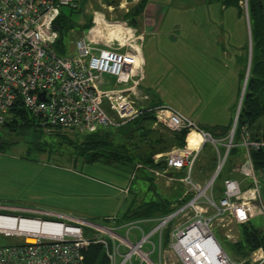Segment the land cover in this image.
Instances as JSON below:
<instances>
[{"label": "built area", "instance_id": "1", "mask_svg": "<svg viewBox=\"0 0 264 264\" xmlns=\"http://www.w3.org/2000/svg\"><path fill=\"white\" fill-rule=\"evenodd\" d=\"M81 1L0 0V127L17 104L33 117L37 129L51 137L118 128L145 111L151 112L153 127L171 133L186 132L185 146L173 147L166 154L163 175L141 164L135 166V172L147 171L156 179L166 178L170 185L181 183L193 195L171 214L144 220L146 224L154 222L146 233L136 226L142 221L115 227L49 210L0 204V236L13 239L0 246V264H83V254L91 245L103 248L108 264H163V232L169 227V240L162 248L181 264H188L191 250L201 256L203 264H237L220 248L212 230L225 218L235 225L247 224L255 210L263 208L251 154L264 150V131L253 139L242 127L238 144H234L237 122L226 137L214 139L171 107H150L149 96L140 90L141 38L125 22H109L95 13L92 27L72 42L74 52L58 54L55 22L64 7L75 11ZM127 6L120 2V8ZM107 10L114 11L112 7ZM97 17L103 26L120 27L126 32L118 38L113 37L115 34L109 39L92 37ZM136 70L140 72L137 78ZM193 134L200 143L189 149L188 138ZM206 144L215 148L217 163L205 189L198 190L192 181V169ZM237 145L243 149L242 163L233 172L243 177L242 182L249 181V186L242 188V182L226 177L220 196L215 193L214 197L215 181L223 172L229 151ZM123 192L127 194L128 189ZM122 229L125 235H120ZM126 230L137 231L138 238L130 240ZM195 232L198 236L190 239ZM155 237L157 244L152 243ZM238 264H264V249H257Z\"/></svg>", "mask_w": 264, "mask_h": 264}, {"label": "rangeland", "instance_id": "2", "mask_svg": "<svg viewBox=\"0 0 264 264\" xmlns=\"http://www.w3.org/2000/svg\"><path fill=\"white\" fill-rule=\"evenodd\" d=\"M112 1L115 0H111V2ZM152 1L155 3L157 2V10H159L157 17L158 25L156 28L158 35L155 38L156 44L154 43L156 47L155 54H152V58L155 60L153 69L152 67L150 68V64L148 67L146 66L145 69L146 80L143 83V87H146L145 89L148 90L146 92L147 95L154 103L173 107L183 112L184 115H193L209 121H214L216 117L220 118L222 114L221 110L225 105L222 101L231 98L233 88L230 86L216 87L211 85L210 83L212 81L209 77L207 78L209 82L207 85L201 84L203 78L207 75V71L204 70V67L200 69L203 55L198 56L201 48L199 44L194 41L189 42L190 45L187 46H183L181 43L175 46V53H181L183 57L184 55H188L189 52L190 56H193V59H197V63H193V65H185L181 62L180 66L179 60L177 59L178 56L174 59V55H170L166 45V39L173 26L170 21V15H176V19H180L176 13L178 6L171 2V0ZM122 2H126L128 6L120 8V0H116V4L105 2L104 0H84L79 10L77 9L74 11L69 7H64L62 9V15L65 19L69 20L72 29L64 35L60 47H63L66 53H73L74 46L72 42L83 37V30L89 25L90 20L92 23V17L95 13H97V16L106 15V20H108V18H113V21H121V19L131 11L130 8L131 5H134V0H123ZM109 3L111 6H109ZM247 5L248 0L239 2L242 15L246 20L249 30L246 33V53L243 49L244 60L245 58L247 60V62L245 61L246 70L243 81L241 82L240 79L239 93L237 98L235 97L232 106H236L235 113L233 114L234 118L242 91L244 95L246 87V83L244 87V81L246 79L247 82L251 64L252 38L251 34H249L250 23ZM108 7H113V9L117 7L118 9L109 12L107 10ZM126 11L128 13H126ZM166 14H168V17L163 23ZM227 29L230 31L231 28L227 27ZM124 32L126 31L123 30V33ZM231 33L233 35L231 34L230 40L225 36V38L223 37L224 41L222 39L220 41L225 49L231 46L233 47L232 50L235 51L238 49L236 42L239 39L240 32H235L231 29ZM192 34L196 33L192 31ZM118 35L122 37V34ZM113 37L118 38L117 36ZM241 46L242 43H240V47ZM249 57L250 64L247 74ZM216 59L218 65H224V61H222L221 58L219 59V57H217ZM211 73L212 72H209L208 74ZM235 74L237 75V72H234V75ZM214 75L215 79L213 80L215 81L217 79L215 72ZM235 91L236 88H234V95ZM106 112L109 113L107 110ZM160 130L168 135L173 134L166 128H161ZM114 131L115 128L110 129V132L113 133ZM82 135L83 134L78 133H67L63 137L70 141L77 142L76 144L78 145L83 138ZM221 148V145H219L220 151L222 150ZM129 149L131 153L133 152L135 155L141 154V152H137V150L132 151V147H129ZM170 150L171 149L163 153L154 154L152 157L153 168L158 170L161 175L166 172L164 171L163 165L165 156ZM75 152V149L65 144L62 138L44 135L39 129L11 133L0 127V204L49 210L102 224V219H112L118 215H122L126 207L132 204V201L134 204H138L139 199L137 195L140 194V199L142 198L145 202H148L151 199H155V195L160 194L159 188L156 185V192H153L154 190L151 188V183L149 181L151 175L147 171L135 172L134 167L139 164L137 161L129 166L110 165L102 162L89 164L83 163L80 158H76ZM242 154V147L237 145L236 151L231 157L232 163L228 172V177L236 176V179L240 181H243V177L239 174H235L233 171L242 163ZM215 155V148L210 144H206L197 157L192 169V181L195 186H197L198 190L205 189L206 182L210 180L213 174L214 169L212 170V167L210 168V163L213 164L214 162L216 166L217 162ZM136 158L138 159L139 157L137 156ZM225 169H223L221 177L215 181L213 188L214 197L216 189L222 186V179L226 172ZM255 173L258 178V188L261 192V203L263 204V208H261V213H259V215L252 218L251 225L254 228L256 227L264 230V171H255ZM166 176H169L168 173H166ZM171 176L178 177L179 175L177 173H171ZM152 178L156 179L154 177ZM160 180H166V178ZM243 183L245 184L243 188H247L250 182L244 181ZM125 188L131 189V197L127 200L121 193L123 192L121 190ZM206 194H208V192H206ZM192 195L191 192H188L186 202L184 203H187ZM178 207L179 206H177V208ZM177 208L172 209L175 211ZM144 220L152 219L139 220L142 221V224H136V226L138 228L140 227L141 231H145L146 233L148 232V226L144 223ZM179 222L182 223L183 221L179 220ZM126 224L128 223L122 224V226ZM150 224L151 227L154 225V222ZM170 230V227L167 228L163 232V235H165L166 232L169 234ZM122 232L125 235V229H122ZM122 232H120V235ZM126 232L130 233L129 239L132 241L133 237L138 238L139 236L138 234L134 236L136 232L133 233L131 230H126ZM212 233L229 258L234 262H236L235 260H237V262L240 261V259L237 258L238 254L236 248L225 241L222 232H218L216 229L212 230ZM12 241L13 239L0 236V246L10 244ZM152 243L157 244L156 237L152 239ZM162 247H166L161 246L160 255L162 256L163 264H181L169 251L163 250ZM145 249H149V247ZM155 258L156 255L153 256L154 260Z\"/></svg>", "mask_w": 264, "mask_h": 264}, {"label": "trees", "instance_id": "3", "mask_svg": "<svg viewBox=\"0 0 264 264\" xmlns=\"http://www.w3.org/2000/svg\"><path fill=\"white\" fill-rule=\"evenodd\" d=\"M217 1L226 8H235L238 15L242 16L239 6V2L242 0ZM110 3L116 4V0ZM144 4L145 0H139L136 7H134L126 17L134 20V17L140 15L142 12ZM247 9L250 23V34L252 38L251 64L238 114L234 134V144H238L242 127L247 128L253 139L259 137L264 131V0H248ZM55 27L59 33L56 51L58 54L65 55V49L60 47L61 41L63 40L64 35L72 29V25L69 20L65 19L61 14L55 22ZM91 27L92 23L90 20L89 25L85 27L83 32H86ZM245 70L246 69H244L241 74V82L243 81ZM161 105L163 104L154 102L150 103V107ZM235 109L236 106L234 107V113ZM153 124V114L145 111L139 118L132 122L122 127L115 128L113 133L110 132V130H101L93 134L82 135L83 138L78 145L76 144L77 142L70 141L63 136L60 138L63 139L65 144H68L75 149L76 158L82 159L83 163L93 164L96 162H102L110 165L129 166L137 161L144 167L153 168L152 157L154 154L166 152L173 147L185 146L187 137V134L184 131L168 135L164 131V133L161 132L160 129L162 127H153ZM2 128L11 133L37 129L33 117L20 104H17L15 108L9 112ZM229 129L205 128L203 130L209 133L214 139H222L226 137ZM198 141L199 140L196 137H189L188 147L197 145ZM129 147H132V151L137 150V152H141V154L135 155L133 152L131 153ZM235 151L236 147L229 151L225 162L226 169L224 167L226 172L223 178L228 177V172L232 163L231 157ZM137 156L139 157L138 159L136 158ZM251 158L255 171H264V150L252 152ZM211 167L212 170L215 169L214 162L213 164L210 163V168ZM220 177L221 175H219L217 179ZM149 181L151 183V188L154 189L153 178H149ZM220 189L221 187L216 189V197L220 196ZM129 190L130 189L128 188V191ZM186 199L181 200L177 205H182L186 202ZM173 211L174 210L171 208V202L161 198L151 199L148 202L144 201L137 206H135L132 201V204L124 210L122 215H118L112 219H102V224L118 227L122 224L142 219L164 217L171 214ZM85 233L87 234V232ZM240 235V242L234 247L242 257L248 256L256 249H264V232L260 233L249 225H243L240 230ZM168 240L169 234L166 232V234L163 235L164 247L167 246ZM83 256V264H108L105 252L99 245L89 246L85 250Z\"/></svg>", "mask_w": 264, "mask_h": 264}, {"label": "crops", "instance_id": "4", "mask_svg": "<svg viewBox=\"0 0 264 264\" xmlns=\"http://www.w3.org/2000/svg\"><path fill=\"white\" fill-rule=\"evenodd\" d=\"M105 2H111L106 1ZM123 0H120L122 2ZM137 1V2H136ZM138 0H134V5H131V10L136 7L138 4ZM177 7V15L180 19H176V15L173 14L170 15V21L172 26L171 32L168 34V38L166 39V45L170 52V55H174V59L176 56H178L179 64L181 66V62H183L185 65H189L193 63H197V59L193 56H190V53L188 52V55L181 56V53H175L176 52V45L178 43H181L183 46L190 45L189 42L194 41L200 46V53L198 56H202L201 63L202 67H204V70L207 71V75L203 78V82L201 84L207 85L209 82L207 78L209 77L211 79V85H214L216 87H225L230 86L232 89L231 92V98L228 100L222 101L223 104L225 103L224 107L222 108L220 115V118H217L214 121H209L206 119H202L200 117L195 116H189L184 115L183 112L178 111L177 109L171 107L172 109L178 111L182 115L186 116L187 118L194 121L196 124L201 126L203 129L205 128H230L233 125V113H234V107L233 103L235 100V97L237 98L239 93V87H240V78L241 74L246 69V58L244 60V52L246 53L245 43H246V33L248 32L249 28L247 26L246 20L244 19L243 15L239 16L237 13V10L235 8H226L224 7L219 1L217 0H171ZM170 2V3H171ZM109 6L110 3H109ZM113 9V7H112ZM116 7L113 10H117ZM158 5L157 2L155 3L152 0H145V4L143 6V10L140 13V15L134 17V20H132L129 17H124L121 19V21H113V18H108L109 22H125L128 26H130L133 30H135V34H139L141 40L139 41L140 47H141V56H142V80L140 82V90L142 94L147 95V91L143 87V83L146 80V66L150 64V68L154 66L155 60L152 58V54H155L156 47L154 46V43L156 44V37L157 32L156 28L158 25L157 17H158ZM126 13H128L126 11ZM168 14H166L163 23L166 21ZM105 18H107L106 15H104ZM198 19V21H197ZM96 20V19H95ZM97 20L100 21L99 18ZM227 27H230L232 30L239 31V39L236 42V45L238 46L237 50H232L233 47L228 46L227 49L223 47L221 44V39L224 41L223 37L230 40L231 36V29H227ZM102 34H116L118 37V34H124L123 30L120 27H112L108 28L107 26H103ZM114 29H117V32L114 31ZM192 31H194L196 34H192ZM233 35V34H232ZM109 36V38H110ZM108 38V39H109ZM154 39V40H153ZM240 43H242V46L240 47ZM147 46V51H146ZM225 46V43H224ZM185 48V47H184ZM186 49V48H185ZM145 50V53H144ZM217 57L219 59L221 58L222 61H224V65H218L217 63ZM193 59V60H192ZM152 71V70H151ZM209 72H212L211 74H208ZM214 72L216 73L217 79H215ZM234 72H237V75H234ZM140 72L136 70L135 72V78L139 75ZM234 88H236L235 95H234ZM224 97V96H223ZM234 97V98H232ZM153 101L150 99V103ZM149 103V104H150ZM164 105V104H163ZM166 106V105H164ZM220 112V113H221ZM229 113V114H228ZM223 115V117H222ZM229 129V130H230ZM171 175V174H170ZM234 180L240 181L236 179V176L232 177ZM242 182V181H240ZM155 185L159 188V195H155V199H165L169 202H171V208H177V203L180 202L183 199H186L187 197V188L183 186L180 183H173L169 184L165 182V180H158L153 179V192H156ZM243 185H245L243 182L241 183V186L243 188ZM249 186V184H248ZM183 187V188H182ZM128 188L122 189L121 191H126ZM259 190V188H258ZM126 200L130 199V193L131 189L128 191L127 194L124 192H121ZM136 195V194H135ZM140 194L137 195L139 202L138 204H134L135 206L141 204L145 200L142 198L140 199ZM135 197V196H134ZM133 197V198H134ZM259 197L261 200V192L259 191ZM132 198V199H133ZM130 206V205H129ZM128 207H126L127 209ZM261 213V209L255 210V215H259ZM253 216V217H254ZM252 217V218H253ZM247 224L244 225H251V220ZM151 224H147L148 230L150 229ZM243 225H235L234 223H231L230 219H223L222 222H217L214 224L213 230H218V232H222L224 235L225 241L232 244V246H236L240 242V230ZM256 231L263 233L264 230L261 228H254ZM147 230V231H148ZM122 232V231H120ZM123 233V232H122ZM138 232L136 231L135 236H137ZM215 240L217 241L216 237L214 236ZM218 245L219 242L217 241ZM220 246V245H219ZM221 248V246H220ZM222 249V248H221ZM262 249V248H261ZM223 250V249H222ZM257 250V249H256ZM254 250L253 252H255ZM224 252V250H223ZM237 252V258L240 259V261L234 263H242L244 260L249 258V256L253 253L251 252L248 256L242 257L238 251ZM225 253V252H224ZM226 254V253H225ZM227 255V254H226ZM228 256V255H227ZM229 257V256H228Z\"/></svg>", "mask_w": 264, "mask_h": 264}, {"label": "bare ground", "instance_id": "5", "mask_svg": "<svg viewBox=\"0 0 264 264\" xmlns=\"http://www.w3.org/2000/svg\"><path fill=\"white\" fill-rule=\"evenodd\" d=\"M97 18L95 20V22H96L97 25L91 30V36L92 37H94V36L95 37L96 36H103V38L108 39L109 36H110V34H102V30L104 28H103V25L100 23V21L97 20ZM114 31L117 32V29H114ZM190 137H196V138H198L199 141H198V144L197 145H193V146H190L188 148L189 149H195V148H197L199 146V143H200L199 137L196 136V135H194V134L192 136H190ZM197 236H198V234L196 232L195 233H192L191 236H190V239L196 238ZM189 257H190V259H189L188 264H194L196 261H198V262H196L198 264H203V263H200V261H199V259L201 258V256L200 255H197L194 250H191L190 251Z\"/></svg>", "mask_w": 264, "mask_h": 264}, {"label": "water", "instance_id": "6", "mask_svg": "<svg viewBox=\"0 0 264 264\" xmlns=\"http://www.w3.org/2000/svg\"><path fill=\"white\" fill-rule=\"evenodd\" d=\"M249 34H250V31H249ZM248 68H247V74H248V71H249V64H250V57H249V59H248ZM247 74H246V76H247ZM245 83H246V79H245V81H244V87H245ZM243 90H244V88H243ZM42 95H40V97H41ZM242 96H243V91H242V94H241V98H240V101H239V104H238V107H237V112H236V115H235V118H234V121H233V124H235L236 122H237V119H238V114H239V109H240V105H241V102H242ZM233 126L234 125H232V128H233Z\"/></svg>", "mask_w": 264, "mask_h": 264}]
</instances>
